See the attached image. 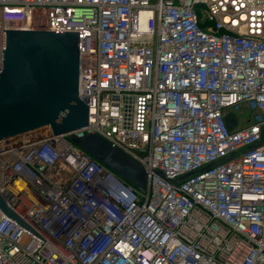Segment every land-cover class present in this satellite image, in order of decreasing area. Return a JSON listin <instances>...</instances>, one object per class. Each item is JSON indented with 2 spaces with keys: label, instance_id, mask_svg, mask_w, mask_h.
Instances as JSON below:
<instances>
[{
  "label": "built area",
  "instance_id": "2783aa9c",
  "mask_svg": "<svg viewBox=\"0 0 264 264\" xmlns=\"http://www.w3.org/2000/svg\"><path fill=\"white\" fill-rule=\"evenodd\" d=\"M6 29L80 35L89 116L0 140V264H264V0H0V73Z\"/></svg>",
  "mask_w": 264,
  "mask_h": 264
},
{
  "label": "water",
  "instance_id": "95a60500",
  "mask_svg": "<svg viewBox=\"0 0 264 264\" xmlns=\"http://www.w3.org/2000/svg\"><path fill=\"white\" fill-rule=\"evenodd\" d=\"M80 35L77 32L10 30L3 33L0 73V140L51 129L75 133L88 123L79 97ZM73 141L137 190L145 191V168L99 134ZM3 212L23 222L0 195Z\"/></svg>",
  "mask_w": 264,
  "mask_h": 264
},
{
  "label": "rangeland",
  "instance_id": "374dc122",
  "mask_svg": "<svg viewBox=\"0 0 264 264\" xmlns=\"http://www.w3.org/2000/svg\"><path fill=\"white\" fill-rule=\"evenodd\" d=\"M258 110H256L254 113H252L251 109H249L247 106H243L241 110L237 112L238 117H240L243 121H252V117L259 116Z\"/></svg>",
  "mask_w": 264,
  "mask_h": 264
},
{
  "label": "trees",
  "instance_id": "16d2710c",
  "mask_svg": "<svg viewBox=\"0 0 264 264\" xmlns=\"http://www.w3.org/2000/svg\"><path fill=\"white\" fill-rule=\"evenodd\" d=\"M227 121H228V124H229L230 127L234 126L233 121H232V119L230 117L227 119Z\"/></svg>",
  "mask_w": 264,
  "mask_h": 264
},
{
  "label": "bare ground",
  "instance_id": "6f19581e",
  "mask_svg": "<svg viewBox=\"0 0 264 264\" xmlns=\"http://www.w3.org/2000/svg\"><path fill=\"white\" fill-rule=\"evenodd\" d=\"M142 23H143V25H144V23H145V18H142Z\"/></svg>",
  "mask_w": 264,
  "mask_h": 264
}]
</instances>
